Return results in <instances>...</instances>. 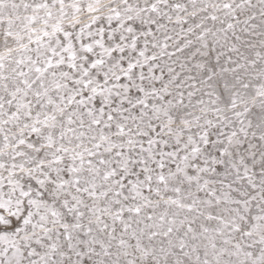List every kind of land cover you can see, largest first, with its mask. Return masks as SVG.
<instances>
[{"label":"snow or ice","instance_id":"snow-or-ice-1","mask_svg":"<svg viewBox=\"0 0 264 264\" xmlns=\"http://www.w3.org/2000/svg\"><path fill=\"white\" fill-rule=\"evenodd\" d=\"M0 264H264V0H0Z\"/></svg>","mask_w":264,"mask_h":264}]
</instances>
